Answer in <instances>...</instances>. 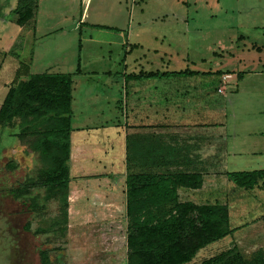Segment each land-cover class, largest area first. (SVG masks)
<instances>
[{
  "label": "rangeland",
  "instance_id": "1",
  "mask_svg": "<svg viewBox=\"0 0 264 264\" xmlns=\"http://www.w3.org/2000/svg\"><path fill=\"white\" fill-rule=\"evenodd\" d=\"M17 2L0 0V103L19 65V44H13L22 29L8 20ZM84 2L38 0L37 25L25 47L27 54L32 51L30 72L71 73L72 122L77 127L76 116L84 109L82 88L109 78L107 71L113 81L116 72L124 70L122 59L128 63L126 71L132 70L136 57L143 60L144 69H163L159 57L145 64L144 56L152 55L146 46L179 55V62H170L172 68L208 73L220 65L216 71L229 75L224 76L223 94L213 91L224 110L214 120L223 122L219 128L222 146L233 151L224 153L222 159L201 157L199 163L212 165L214 173L204 175L203 189L181 191L180 198L225 203L233 221L239 219L235 229L239 228L243 255L252 258L264 251V190L259 185L243 189L224 175L225 171L264 168V0H89L82 21L106 26L84 23L80 30L74 29ZM138 41L144 43L143 48L133 46ZM25 54L20 53V58ZM167 58L168 54L162 57L163 61ZM78 61L85 76L74 73ZM238 72H243L241 78ZM102 109L107 115L113 112L105 103ZM95 132L100 138L104 134L113 137L114 127L99 126ZM32 141L33 137L19 135L16 125L0 127V264H40L37 251L44 248L49 249L51 264H124L125 210L103 221L72 223L68 229H73L57 236L53 220L60 210L51 191L41 186L32 189V201L46 205L35 211L5 192L26 177L45 175L42 158L29 146ZM13 162L16 167L10 168ZM27 220L32 229H49L33 235L22 229ZM209 248L193 260L207 256Z\"/></svg>",
  "mask_w": 264,
  "mask_h": 264
},
{
  "label": "crops",
  "instance_id": "2",
  "mask_svg": "<svg viewBox=\"0 0 264 264\" xmlns=\"http://www.w3.org/2000/svg\"><path fill=\"white\" fill-rule=\"evenodd\" d=\"M84 1L79 20L73 25L74 29L80 30L84 23L92 27L99 24L82 21L85 19V8L89 0ZM34 16L35 10L33 17L20 25L22 30L20 36L17 37L22 39L18 54L19 64L26 63L29 66V72L32 51L27 54L25 47L30 34L34 35L37 25ZM103 25L106 26V24ZM133 46L143 48L144 43L138 41L133 43ZM149 47H144L147 53L152 51L151 57L144 56L145 64L151 65L159 57L163 62V69L159 71L181 69L172 68L170 65L171 61L179 62V55ZM20 53L23 55L26 53L25 57L20 58ZM167 54L168 58L164 62L162 57ZM142 61L138 57L133 58L132 70L126 71L128 63L122 59L124 70L116 72L115 77H117H114L113 81L110 79V71H107L105 76L109 78L96 79L94 86L88 85L82 88L81 105L84 109L76 116L77 127L72 122L75 118L72 109L67 225L81 220L103 221L107 215L109 218H114L118 213L120 215L121 209L125 210L126 205L127 173L164 170L163 165L149 167L148 161L151 158L159 159L160 163H168L170 169H196L203 174L202 186L197 189L179 187L180 197L181 191L191 193L203 189L204 175L214 173L212 165L199 163L201 157L222 159L224 153L233 151L230 148L224 149L222 146L219 128L222 127L223 122L214 120V116L224 110L213 96V91L220 90L223 94L224 76L229 75L215 72L220 69V65H215V69H211L208 73L194 75L126 78L125 75L128 73L153 71L144 69ZM74 73L85 76L81 68L79 72L75 70ZM187 77L192 79H187ZM73 83L72 77V92ZM99 84L104 86H99ZM104 103L110 105L112 113L108 115L104 113L102 109ZM71 107L73 108L72 102ZM99 126H113V137L104 134L100 138L96 135L95 131ZM127 158L131 161L128 162ZM188 199L195 203L206 202ZM71 210L74 212L73 215H71ZM238 221L239 219L233 221L229 214V223L232 228L237 227L236 222ZM238 233L239 228H236L230 234L210 242L200 248L196 254L216 242H219V245L209 248L207 256L202 255L196 260L192 258L186 264H198L202 259L234 245L241 248Z\"/></svg>",
  "mask_w": 264,
  "mask_h": 264
},
{
  "label": "trees",
  "instance_id": "3",
  "mask_svg": "<svg viewBox=\"0 0 264 264\" xmlns=\"http://www.w3.org/2000/svg\"><path fill=\"white\" fill-rule=\"evenodd\" d=\"M36 4L37 0H18L8 20L18 25L25 24L33 17ZM21 42L22 39L17 38L13 45L19 44L20 47ZM79 66L78 61V72ZM199 73L202 72L184 68L177 71H139L125 76L157 78ZM242 73L238 72L237 78ZM71 102V73H30L29 66L20 63L0 103V127L16 125L19 135L33 137L29 146L39 153L45 165L44 176L38 179L26 177L18 184L6 187L5 192L14 201L35 211L46 205L32 201V189L41 186L51 191L60 210L53 220L57 236L73 229H68L67 225ZM127 161L131 160L127 158ZM160 165L165 167L163 171L129 172L126 175L124 264H186L200 248L235 229L230 226L225 203H195L180 199L179 187L197 189L202 186L203 174L199 170L170 169L168 163H160L156 158L148 161L149 167ZM14 167L15 162L10 165V168ZM224 175L243 189L259 185L264 190V168L225 171ZM22 229L36 235L49 228L32 229L27 220ZM48 251L47 248L38 249L40 264H51ZM198 264H264V251L247 258L234 245L202 259Z\"/></svg>",
  "mask_w": 264,
  "mask_h": 264
}]
</instances>
